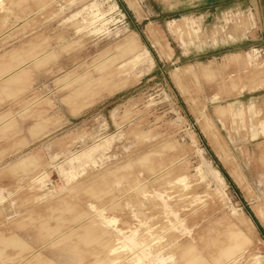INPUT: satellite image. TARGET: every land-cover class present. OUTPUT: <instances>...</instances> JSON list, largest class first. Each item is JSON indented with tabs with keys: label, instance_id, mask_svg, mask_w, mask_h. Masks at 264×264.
Returning a JSON list of instances; mask_svg holds the SVG:
<instances>
[{
	"label": "rangeland",
	"instance_id": "374dc122",
	"mask_svg": "<svg viewBox=\"0 0 264 264\" xmlns=\"http://www.w3.org/2000/svg\"><path fill=\"white\" fill-rule=\"evenodd\" d=\"M240 3L0 0V264H264Z\"/></svg>",
	"mask_w": 264,
	"mask_h": 264
},
{
	"label": "crops",
	"instance_id": "0c3cea01",
	"mask_svg": "<svg viewBox=\"0 0 264 264\" xmlns=\"http://www.w3.org/2000/svg\"><path fill=\"white\" fill-rule=\"evenodd\" d=\"M225 1V0H224ZM240 5H245L244 10L255 15L257 19V32L264 39V0H240Z\"/></svg>",
	"mask_w": 264,
	"mask_h": 264
},
{
	"label": "bare ground",
	"instance_id": "6f19581e",
	"mask_svg": "<svg viewBox=\"0 0 264 264\" xmlns=\"http://www.w3.org/2000/svg\"><path fill=\"white\" fill-rule=\"evenodd\" d=\"M95 241V240H94ZM14 246V245H13ZM199 258V257H198ZM217 258V257H216ZM204 261V260H203Z\"/></svg>",
	"mask_w": 264,
	"mask_h": 264
}]
</instances>
